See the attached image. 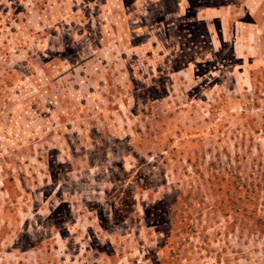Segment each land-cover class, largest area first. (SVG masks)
Instances as JSON below:
<instances>
[{"label":"rangeland","instance_id":"rangeland-1","mask_svg":"<svg viewBox=\"0 0 264 264\" xmlns=\"http://www.w3.org/2000/svg\"><path fill=\"white\" fill-rule=\"evenodd\" d=\"M0 264H264V0H0Z\"/></svg>","mask_w":264,"mask_h":264}]
</instances>
